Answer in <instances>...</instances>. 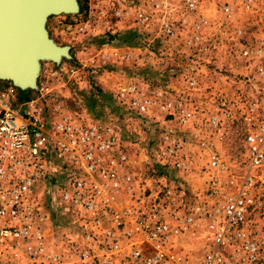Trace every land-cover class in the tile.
<instances>
[{"label":"rangeland","instance_id":"obj_1","mask_svg":"<svg viewBox=\"0 0 264 264\" xmlns=\"http://www.w3.org/2000/svg\"><path fill=\"white\" fill-rule=\"evenodd\" d=\"M74 1L75 10L49 13L43 23L66 54L36 59L35 86L0 78V88L14 87L21 111L33 101L48 120L64 114L114 129L128 158L122 172L132 182L112 203L124 222L115 228L102 220L96 227L82 211L59 205L53 181L61 182L65 171L53 163L54 178L38 179L31 193V236L0 243V262L61 264L90 245L106 264H141L132 249L139 245L150 255L153 247L133 234L136 222L175 225L186 216L192 223L164 245L157 264L197 261L207 246L205 212L235 190L248 166L249 110L263 81L255 74L259 61L244 58L242 49L264 46V0L238 3L230 14L219 0H197L195 10L181 0ZM133 85L148 102L142 113L119 98ZM166 103L192 114L181 122L176 111L163 109ZM253 220L264 230V216ZM106 230L117 248L105 251ZM37 234L40 255L33 252Z\"/></svg>","mask_w":264,"mask_h":264},{"label":"built area","instance_id":"obj_2","mask_svg":"<svg viewBox=\"0 0 264 264\" xmlns=\"http://www.w3.org/2000/svg\"><path fill=\"white\" fill-rule=\"evenodd\" d=\"M219 1L230 14L236 4L249 0ZM181 2L190 10L197 7V0ZM164 30L171 34L174 29L165 22ZM242 55L259 61L255 74L263 81L258 98L249 110L248 166L235 190L224 193L205 212L207 246L202 257L182 264L264 263V230H257L253 225L255 216H264V46L244 47ZM14 94L13 86L0 88V243L31 236L32 190L38 179L54 178L52 164L59 162L63 164L65 175L61 182L53 181L58 189L57 203L82 211L96 227L102 220L112 221L115 228L121 226L124 215L115 214L112 203L122 188L130 190L132 182L131 175L122 172L128 158L120 149L114 129L100 123L83 124L64 114H56L48 120L41 116L33 101L21 111L14 103ZM119 98L140 113L148 108L147 100L137 95L134 85L119 92ZM163 109L171 114L176 111L181 122L192 114L179 104L174 108L166 103ZM216 163L213 155L211 164ZM199 210L197 206L196 211ZM149 220L137 221L133 231L141 235V244L153 247L150 255L139 245L132 249L134 259H140L141 264L159 263L164 256V245L187 228L193 218L186 216L175 225ZM104 236L110 240L105 251L117 248L118 244L111 242L112 230H106ZM36 239L40 245L33 252L40 255L44 250L41 235L37 234ZM76 253L74 260L61 264H90L95 260L106 264L90 245Z\"/></svg>","mask_w":264,"mask_h":264},{"label":"water","instance_id":"obj_3","mask_svg":"<svg viewBox=\"0 0 264 264\" xmlns=\"http://www.w3.org/2000/svg\"><path fill=\"white\" fill-rule=\"evenodd\" d=\"M76 8L74 0H0V78L35 86L36 59L66 54L48 38L45 17Z\"/></svg>","mask_w":264,"mask_h":264},{"label":"crops","instance_id":"obj_4","mask_svg":"<svg viewBox=\"0 0 264 264\" xmlns=\"http://www.w3.org/2000/svg\"><path fill=\"white\" fill-rule=\"evenodd\" d=\"M155 72V71H154ZM150 74H153V72L152 73H150ZM155 74V73H154Z\"/></svg>","mask_w":264,"mask_h":264}]
</instances>
